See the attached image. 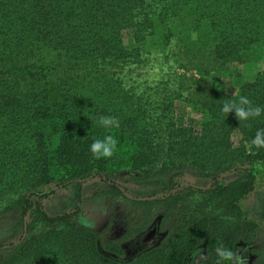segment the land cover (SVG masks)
<instances>
[{"label": "trees", "instance_id": "1", "mask_svg": "<svg viewBox=\"0 0 264 264\" xmlns=\"http://www.w3.org/2000/svg\"><path fill=\"white\" fill-rule=\"evenodd\" d=\"M151 37L154 53L144 49ZM261 61L264 0H0V214L12 211L20 228L31 216L23 238L0 248V264H191L195 256L217 264V247L235 254L259 230L247 264H264V225L240 205L264 181V147L253 144L264 112L239 122L221 110L239 96L264 109V70L250 80L235 72L234 94L217 80L228 64ZM177 101L199 114L198 127L176 125ZM101 116L119 127H101ZM108 134L118 141L113 155L94 158L91 144ZM107 165L165 180L169 192L183 173L211 183L189 190L199 196L186 209V195L131 201H163L160 219L172 222L155 246L124 258L82 224L80 196L71 213L41 206L44 186ZM232 168L242 174L225 185L220 176Z\"/></svg>", "mask_w": 264, "mask_h": 264}, {"label": "rangeland", "instance_id": "2", "mask_svg": "<svg viewBox=\"0 0 264 264\" xmlns=\"http://www.w3.org/2000/svg\"><path fill=\"white\" fill-rule=\"evenodd\" d=\"M122 37L124 44L131 45L132 40L130 37V32L128 30L123 31ZM157 48L158 47L156 46L155 38L151 37L146 39L144 44V49L146 51L154 53ZM262 70H264V61L245 64H228L224 68V72L222 74H219L217 78L218 85L225 93L234 94V92L236 91V87L231 76L235 72H238L243 80H250L256 73ZM177 73L186 76L189 72L187 73L184 71L182 72L181 70H177ZM140 74L146 76H154L153 78H155V75H157V70L154 69L151 71L148 69L147 71L146 69H142L140 71ZM175 122L177 126L198 127L200 123V116L198 113L192 111L190 107L185 105L183 102L177 101L175 102ZM56 141L57 136H53L50 145H55ZM233 142H236V139L234 137ZM250 150L252 151V147ZM94 172L102 173L113 181H116L124 187H127L133 195H140L136 197H163L160 195L164 192L163 186L166 182L165 180H162L161 183H154V181H144L132 176V174L129 173L126 169H115L114 167L109 165L103 167V169L99 171H92L91 173ZM239 175L240 174L230 175V177H228L230 178V183L238 181L240 177ZM192 176V174L189 175L191 181H197L201 185L206 184L205 181L207 180ZM70 180L71 179L55 182H67ZM89 187L90 190H94L92 186ZM99 188L102 187L100 186ZM186 196L188 197H186L182 202L184 205L183 208H185V206L188 208V206L191 205L190 201L197 199L193 196L199 195L197 193H187ZM260 197L261 196L258 195L254 197L256 206L254 209L252 208L253 213H255L258 218L262 216V210L260 208L261 204L258 199ZM51 199L52 201H50L49 204L46 205V212L48 214H57L69 210L68 207L72 204L73 196H55L51 197ZM83 203L87 206V209L85 208L87 215H89L91 218H94L95 220V229L93 231L97 234L98 241L102 245L108 241H112L111 243H115L120 246L127 245L128 247H130L129 244H131V240L136 235L141 233L143 230L150 228L152 224H154L155 220L160 217L166 207V203H164L163 201H155L154 203L149 202L150 204L139 205L131 203V201L119 196H86L83 198ZM30 218L31 216L29 213L26 217L27 223L30 221ZM95 218H98L99 220L97 221V219ZM171 222V220H162L159 225V232L165 234L166 231H168ZM20 230L21 228L18 225L16 214H14L12 211H7L0 214V244L15 242L19 237ZM255 238L253 239L254 241ZM260 242L261 241H259L258 246ZM255 250L256 249L246 250L240 247V249L236 251L235 255L239 256L245 264L246 261H249L250 257H254ZM201 259L202 258H200V256H195L191 264H195L197 260ZM229 264H231V262Z\"/></svg>", "mask_w": 264, "mask_h": 264}, {"label": "flooded vegetation", "instance_id": "3", "mask_svg": "<svg viewBox=\"0 0 264 264\" xmlns=\"http://www.w3.org/2000/svg\"><path fill=\"white\" fill-rule=\"evenodd\" d=\"M241 166H237V168H239ZM236 168V167H235ZM231 171L223 174L220 176V180L223 181V183L225 185L230 183V175H238V174H242L241 169H230ZM190 174L187 173H183L181 176L176 177L173 181L172 184V191L169 192L168 191V187L167 184L164 185L163 187V194H161L160 196H163L162 198H165L167 196H183L186 195L189 190H195L198 188H207L209 186V184L211 183V180H207L205 181L206 184L201 185L199 182L197 181H191L189 178ZM193 177V176H192ZM76 183H79V188L78 190H76ZM264 183V181H263ZM263 183H254V188L253 190L247 195L245 196V198L243 200L240 201V205L242 206V208L245 211H248V213L257 221H259V223H262L264 225V184ZM92 186L94 188V190H90V187ZM102 188H99V187ZM112 187L116 188L118 193H115L112 189ZM41 194L43 197V199L41 200V206L43 208V210L46 212V205L49 204L50 201H52L51 197H55V196H73V201L71 206H69V210L66 211L68 213L73 212L74 207L76 205V199L75 196H80L79 198V216L81 218V222L82 224L89 226L92 230L95 229V220L94 218H91L89 215H87L86 213V209L87 206L83 203V198L86 196H119L122 197L126 200L129 201H135L130 199V197L132 198H138L136 196H140V195H133L131 193V191L128 190L127 187H124L123 185L119 184L116 181H113L112 179H110L109 177L105 176L102 173L99 172H94L91 173L90 175H87L85 177L79 178V179H74V180H70L67 182H52L46 186H44L43 188H41ZM92 191V192H90ZM94 191V192H93ZM181 193V194H180ZM258 195L261 196L259 199L260 202V208L262 210V216L260 218L257 217V215L255 213H253L252 208L254 209L256 204L254 201V197ZM86 208V209H85ZM30 212H27L26 215L22 218V228L20 230L19 236L21 237L23 234V224H27L25 217H27V215ZM62 213V212H60ZM57 213V214H60ZM161 216V215H160ZM97 221L99 220L98 218ZM161 223V219L160 217L155 220L154 224H152V226L146 230H143L141 233H139L138 235H136L132 240H131V244H129L130 247H128L127 245L123 246V245H118L120 247V249L124 252V258H130L133 257L135 255H137L138 253L152 247L155 246L160 239L164 236V233L159 232V225ZM261 224V225H262ZM111 230V229H110ZM109 230V232H110ZM97 231V230H96ZM25 234V232H24ZM263 237V232L262 231H258L257 236L255 238V241H253L252 243H250L251 247H247L246 250H254L258 248V243L259 241H261ZM19 238V237H18ZM17 238V239H18ZM22 238V237H21ZM110 240V239H107ZM109 242V241H108ZM112 242V241H110ZM10 243V242H9ZM9 243H4V244H0V248H4L5 246H8L7 244ZM257 243V244H256ZM238 253V252H237ZM238 255V254H237ZM252 257H250L249 261L252 260ZM246 261V264L249 262Z\"/></svg>", "mask_w": 264, "mask_h": 264}, {"label": "clouds", "instance_id": "4", "mask_svg": "<svg viewBox=\"0 0 264 264\" xmlns=\"http://www.w3.org/2000/svg\"><path fill=\"white\" fill-rule=\"evenodd\" d=\"M221 110L226 116L230 113H235L239 122L254 119L264 112V109L259 106H254L252 101L246 96H239L236 100L224 101ZM98 123L106 130L119 127L118 120L111 116H101ZM117 143V139L113 135L108 134L103 140H94L91 144L90 151L96 159L109 158L113 155ZM253 144L257 147H264V131L257 132ZM216 253L219 257L217 264H220L221 261H228L231 264H244V261L239 256H236L233 251L225 249L223 246L217 247Z\"/></svg>", "mask_w": 264, "mask_h": 264}, {"label": "water", "instance_id": "5", "mask_svg": "<svg viewBox=\"0 0 264 264\" xmlns=\"http://www.w3.org/2000/svg\"><path fill=\"white\" fill-rule=\"evenodd\" d=\"M130 199L135 200V201H151V200H154L155 197L154 196H151V197H138V198L130 197ZM25 219H26V217H25ZM24 232H25V224H23V234L21 236L22 238L24 236Z\"/></svg>", "mask_w": 264, "mask_h": 264}]
</instances>
